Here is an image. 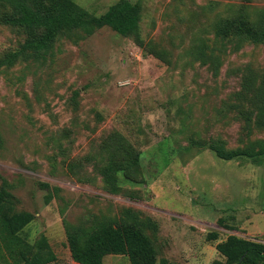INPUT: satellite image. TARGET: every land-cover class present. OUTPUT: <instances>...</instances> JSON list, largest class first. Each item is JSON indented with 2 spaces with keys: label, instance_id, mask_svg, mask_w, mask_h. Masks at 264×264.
<instances>
[{
  "label": "rangeland",
  "instance_id": "1",
  "mask_svg": "<svg viewBox=\"0 0 264 264\" xmlns=\"http://www.w3.org/2000/svg\"><path fill=\"white\" fill-rule=\"evenodd\" d=\"M74 1L100 16L120 0ZM129 1L142 8L138 34L64 32L43 58L0 64V188L34 214L22 235H45L54 264H77L68 231L101 221L139 226L158 261L227 264L216 245L229 235L264 242V164L220 159L209 144L264 141V42L217 37L216 25L261 28L264 0ZM12 12L0 3V62L27 38L5 21ZM125 142L139 166L111 186L102 170Z\"/></svg>",
  "mask_w": 264,
  "mask_h": 264
},
{
  "label": "trees",
  "instance_id": "2",
  "mask_svg": "<svg viewBox=\"0 0 264 264\" xmlns=\"http://www.w3.org/2000/svg\"><path fill=\"white\" fill-rule=\"evenodd\" d=\"M12 7V15L5 21L26 29L27 38L21 48L1 63L12 64L20 57L43 58L64 32L79 31L84 37L97 30L110 27L123 36L139 33L142 8L129 0H120L100 16H94L78 6L74 0H0ZM216 36L221 38L240 37L254 43L264 42V24L256 28L240 17L226 19L216 25ZM257 126L264 128V103L257 115ZM120 134V133H119ZM121 138L123 136L119 135ZM259 149L229 150L223 144L210 143L209 148L223 160L250 158L264 164V141L258 142ZM123 149L114 148L109 163L102 170L105 182L114 186L117 175L129 176L139 166L138 156L127 142ZM137 157L133 161L129 158ZM130 177V176H129ZM35 219L30 212L16 211L13 196L7 187L0 188V250L14 264H54L57 255L49 239L42 235L30 242L22 235L24 229ZM232 229V228H230ZM68 246L77 264H104L109 255H123L130 264H170L168 259L158 261V252L152 239L139 226L114 225L101 221L94 227L72 228L67 235ZM219 233L208 235L209 241L219 240ZM217 252L227 264H264V242L253 241L237 235H229L216 245Z\"/></svg>",
  "mask_w": 264,
  "mask_h": 264
}]
</instances>
